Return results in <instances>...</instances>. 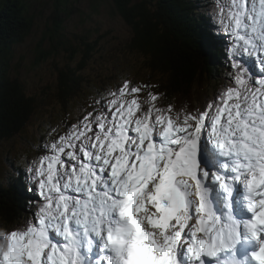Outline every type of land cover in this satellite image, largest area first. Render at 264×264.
Masks as SVG:
<instances>
[{
    "label": "snow or ice",
    "instance_id": "1",
    "mask_svg": "<svg viewBox=\"0 0 264 264\" xmlns=\"http://www.w3.org/2000/svg\"><path fill=\"white\" fill-rule=\"evenodd\" d=\"M228 83L194 109L124 78L21 163L0 264H264V0H213Z\"/></svg>",
    "mask_w": 264,
    "mask_h": 264
},
{
    "label": "trees",
    "instance_id": "2",
    "mask_svg": "<svg viewBox=\"0 0 264 264\" xmlns=\"http://www.w3.org/2000/svg\"><path fill=\"white\" fill-rule=\"evenodd\" d=\"M106 1L109 0H53L52 18L58 19L56 17L60 13L71 17L74 10L78 11L82 3L92 9L94 15ZM110 1L118 13L124 15L132 28L133 38L131 37L128 47L123 48L128 51L127 55L138 53L144 57V70L158 77L156 85H159V91L169 96L167 101L171 102L179 93L184 92L185 88L191 92L192 86L197 82L195 81L196 61L207 71L201 81L218 83V80L223 79L220 74L222 68L219 58L224 48L222 44L214 43L213 38L207 33L203 20L199 18V14H196L191 0H155L154 11L151 10V3L149 6L144 0ZM48 3L49 0L45 2L0 0V142L13 138L21 131L37 104L39 95L33 93L30 97L24 82L14 75L13 59L17 47L27 42L36 22L40 21L37 15H42V12L36 13L35 9L41 10ZM74 6L75 9L67 10ZM84 22L82 20V25ZM62 24L61 20L52 21L51 26L46 25L37 45L40 55L48 52L44 57L58 55L61 51L69 55L68 63L63 69L58 70L56 81L58 97L67 102L78 94L79 87L85 81L82 72L88 66L90 59L97 58L101 64H104L108 47L101 41L105 39V34L96 39L95 32L90 30H87L88 34L78 35V32L72 34L67 32ZM82 29L87 28L82 27ZM44 39L52 40L55 47H50L46 52L39 50ZM207 51L210 56L206 54ZM76 53L81 55L77 61H75ZM208 62L212 67L206 66ZM213 67L217 69V73ZM122 78H118L119 83L122 82ZM182 81L187 85L186 87L183 86ZM53 86L52 84V88L49 89L52 94H54ZM47 88L40 94V99L43 101L49 100L46 94ZM14 181L16 180L10 181L5 174L0 176V219L6 218L8 224H17L22 221L25 213L26 216L30 213L25 209V205L18 204V207L17 202L13 201L15 197L12 195L16 194Z\"/></svg>",
    "mask_w": 264,
    "mask_h": 264
},
{
    "label": "rangeland",
    "instance_id": "3",
    "mask_svg": "<svg viewBox=\"0 0 264 264\" xmlns=\"http://www.w3.org/2000/svg\"><path fill=\"white\" fill-rule=\"evenodd\" d=\"M42 1L45 2V0ZM144 1L148 5L151 3V6H149L154 11L155 0ZM203 1L207 2L206 14L209 16L210 22L216 26V21L213 19L215 15L213 0ZM52 7L53 0H49L48 5H45L41 10L35 9L36 13L42 12V15H37L40 21L36 22L27 42L17 47L18 50H16L15 59H13L14 75L24 82L30 97L33 93L38 94L39 97L37 104L34 103L32 116L29 117L27 124L21 131L13 138L0 142V176L10 170L12 165L22 164L23 158L26 157L28 160H32V156L41 151L44 141L47 139L46 131L49 125L55 126L61 121L75 122L80 111L92 102L97 93H104L107 89L115 88L120 84L119 77H123L122 80L127 78L136 83L154 85H156L158 79L157 76L144 70V57L141 54L132 53L127 55L128 51L123 47H128L131 37L133 38L132 28L124 15L118 13L110 0L102 4L97 14L92 15L93 10L82 3L79 10H74L71 17L60 13L56 20L52 18ZM75 7L67 10H73ZM208 9H210L209 12ZM61 20L63 22L62 26H65L67 32L72 34L76 32H78V35L79 33L88 34L87 30H90L95 32V39L105 34V39L101 41L108 47V55L104 64H101L97 58L90 59L88 66L82 72L85 81L79 87L78 94L72 99H68L67 102L58 97L59 92L56 81L58 70L63 69L68 63L69 55L61 51L58 55L52 54L44 57L50 47H55L54 42L50 39H44L41 42L39 50L46 52L44 55L39 54L37 45L42 38V30L45 29L46 25L51 26L52 21L60 22ZM82 20L85 21L84 25H82ZM82 27L87 29L84 30ZM201 31L204 32V30ZM77 54H75V61L81 58V55ZM223 59H226V57ZM228 72L227 70L226 74L223 75H228ZM223 75L221 78H225L218 80V83H208L207 80L195 79L197 82L192 86L191 92L185 88L184 92L179 93L170 103L177 107L187 106L191 109L202 106L208 100L214 99L217 93L228 83L226 76ZM182 83L183 86H187L184 81ZM52 84L54 85V94L49 91ZM46 87H48L46 94L49 100L43 101L40 99V94ZM18 154H20L19 157ZM15 157L17 158L14 159ZM13 196L15 197L13 201L16 203L18 195L13 194ZM16 204L18 205V203ZM29 216L30 214L26 216L25 213L22 221Z\"/></svg>",
    "mask_w": 264,
    "mask_h": 264
},
{
    "label": "bare ground",
    "instance_id": "4",
    "mask_svg": "<svg viewBox=\"0 0 264 264\" xmlns=\"http://www.w3.org/2000/svg\"><path fill=\"white\" fill-rule=\"evenodd\" d=\"M209 11H210V9H208V12ZM206 54L208 56H210L208 51L206 52ZM209 65H211V64L208 62V64L206 66L212 67V66H209ZM213 69L216 71V73L218 72L215 67H213ZM220 74L223 75V74H226V73L221 71ZM223 76H225V75H223ZM224 78L225 77H223V79ZM13 185L15 186L16 194L18 195V197L16 198V202L18 204H21V205L23 204L25 206H29V202L35 203L40 198L35 191H29L30 187H32V183L31 182L28 183V182H22L21 180H16V181H14ZM32 200H35V201H32Z\"/></svg>",
    "mask_w": 264,
    "mask_h": 264
},
{
    "label": "water",
    "instance_id": "5",
    "mask_svg": "<svg viewBox=\"0 0 264 264\" xmlns=\"http://www.w3.org/2000/svg\"><path fill=\"white\" fill-rule=\"evenodd\" d=\"M207 74V71L198 63L195 64V79L202 80V77Z\"/></svg>",
    "mask_w": 264,
    "mask_h": 264
},
{
    "label": "clouds",
    "instance_id": "6",
    "mask_svg": "<svg viewBox=\"0 0 264 264\" xmlns=\"http://www.w3.org/2000/svg\"><path fill=\"white\" fill-rule=\"evenodd\" d=\"M25 207H26V206H25ZM27 211H29V209H28ZM29 212H30V211H29ZM29 212H28V213H29Z\"/></svg>",
    "mask_w": 264,
    "mask_h": 264
}]
</instances>
